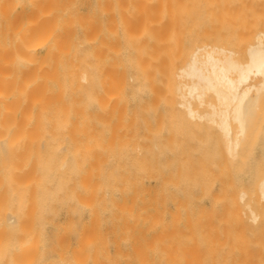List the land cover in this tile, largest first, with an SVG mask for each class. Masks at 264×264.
I'll use <instances>...</instances> for the list:
<instances>
[{
  "label": "bare ground",
  "instance_id": "obj_1",
  "mask_svg": "<svg viewBox=\"0 0 264 264\" xmlns=\"http://www.w3.org/2000/svg\"><path fill=\"white\" fill-rule=\"evenodd\" d=\"M200 2L0 0V264H264V31Z\"/></svg>",
  "mask_w": 264,
  "mask_h": 264
},
{
  "label": "rangeland",
  "instance_id": "obj_2",
  "mask_svg": "<svg viewBox=\"0 0 264 264\" xmlns=\"http://www.w3.org/2000/svg\"><path fill=\"white\" fill-rule=\"evenodd\" d=\"M201 0H193V2H196V4H200ZM213 2L215 3V5L212 7L213 11L216 12V14L218 15V17H221L222 19H234V20H240V19H246V20H251V22L246 23L242 28H241V36H243L241 38V40L239 41V43H230L229 45L226 46V48L228 47L229 49L231 48L232 50H234V52H236V55L239 58H245L246 54H247V48H249V45L255 44L257 41V35L261 32L264 31V0H213ZM142 4L139 5V7H141ZM193 35V34H191ZM263 42H264V38H263ZM206 44H209L208 41H200V40H190L186 42V53L184 54L183 59H185V61L191 58V56L193 55V50L196 47H200V46H205ZM188 45V48H187ZM220 45V43H219ZM221 46H223L221 44ZM224 47V46H223ZM196 50V49H195ZM246 52V54H245ZM188 53V54H187ZM235 55V57H236ZM187 57V58H186ZM237 57V58H238ZM184 61V62H185ZM182 61V63L177 64L176 65V70L175 71H171V75L173 74V78L175 79V77H178L179 79V75L177 76V74H179L180 69L179 67L180 65H183V68L185 67V63ZM178 67V68H177ZM181 68V67H180ZM178 69V71H177ZM173 72V73H172ZM176 72V73H175ZM183 74V73H180ZM185 77V76H184ZM182 77V78H184ZM181 78V76H180ZM177 79V78H176ZM175 79V80H176ZM176 82H181L180 79ZM184 82L182 83H191V81L189 79H186V77L184 79H182ZM213 96H211L210 94H208L206 97L203 98V102H214V98H212ZM178 99L175 98V101L171 103V108L174 109V114L179 116V114H187V109L185 110V107H181V101H183L181 98L177 97ZM189 100V99H188ZM191 103V106L194 107L195 109L198 107L200 110V113L202 112V114L205 111V105L207 104H202L201 102H196L197 100L193 99V100H189ZM202 105H201V104ZM264 106V103H263ZM208 108V107H207ZM206 108V109H207ZM209 109V108H208ZM207 111V110H206ZM205 111V112H206ZM264 112V111H263ZM261 112V113H263ZM260 115V113H258ZM263 116V114H262ZM62 218V216L60 217ZM63 222V218L60 219ZM75 238H73L74 240ZM72 240V242L74 243V241Z\"/></svg>",
  "mask_w": 264,
  "mask_h": 264
}]
</instances>
